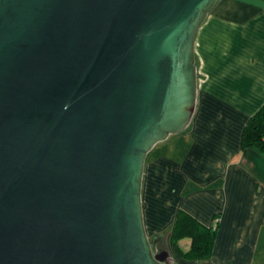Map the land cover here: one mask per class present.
Wrapping results in <instances>:
<instances>
[{"label":"water","instance_id":"1","mask_svg":"<svg viewBox=\"0 0 264 264\" xmlns=\"http://www.w3.org/2000/svg\"><path fill=\"white\" fill-rule=\"evenodd\" d=\"M218 1L0 0V264H174L143 163L189 123Z\"/></svg>","mask_w":264,"mask_h":264},{"label":"crops","instance_id":"2","mask_svg":"<svg viewBox=\"0 0 264 264\" xmlns=\"http://www.w3.org/2000/svg\"><path fill=\"white\" fill-rule=\"evenodd\" d=\"M193 54V113L185 129L171 135L178 155L163 150L144 158L143 225L149 241L164 234L176 264L174 258L187 260L170 243L175 212L205 226L215 219L209 264H250L264 226V156L242 148L240 138L264 102V0H219L196 32ZM158 214L166 223L154 227Z\"/></svg>","mask_w":264,"mask_h":264},{"label":"trees","instance_id":"3","mask_svg":"<svg viewBox=\"0 0 264 264\" xmlns=\"http://www.w3.org/2000/svg\"><path fill=\"white\" fill-rule=\"evenodd\" d=\"M240 146L242 148L252 147L264 156V102L245 123L241 133ZM215 228V219L210 226H205L185 211L178 209L170 230L171 246L174 252L184 260H210ZM161 235L155 236L151 243L154 246L165 248L159 239ZM182 239L189 241L186 250L178 245Z\"/></svg>","mask_w":264,"mask_h":264},{"label":"rangeland","instance_id":"4","mask_svg":"<svg viewBox=\"0 0 264 264\" xmlns=\"http://www.w3.org/2000/svg\"><path fill=\"white\" fill-rule=\"evenodd\" d=\"M175 138L176 137H171V136L169 137L168 136L165 140L155 144L153 146V148L148 152V154L155 155L157 152H162L164 150V154H166V155L171 154L172 157L177 156L178 155L177 149L173 147V141L175 140ZM155 217H156L157 221L154 223V227H160L166 223V221H164L163 216L161 214L160 215L158 214ZM143 227H144V225H143ZM144 231H145V234L147 237L148 231L145 227H144ZM259 234H260L259 242H258V245L253 250V254H252L253 257L251 259L250 264H259V262L264 264V226H263V228L261 227ZM160 237H159V239L162 241V246H164L165 245V239L163 238L164 234H162ZM152 240H153V238L152 239L150 238V243L152 242ZM151 244H153V243H151ZM180 246L183 249L187 248L188 240L183 239L180 242ZM174 260H175L176 264H209V263H211V259L210 260H199V261H194V262L184 261V262H180V263H179V261H177L176 258H174Z\"/></svg>","mask_w":264,"mask_h":264},{"label":"flooded vegetation","instance_id":"5","mask_svg":"<svg viewBox=\"0 0 264 264\" xmlns=\"http://www.w3.org/2000/svg\"><path fill=\"white\" fill-rule=\"evenodd\" d=\"M151 248H152V251L153 252H161L163 251L165 248H162V247H157V246H154L153 244H151Z\"/></svg>","mask_w":264,"mask_h":264}]
</instances>
